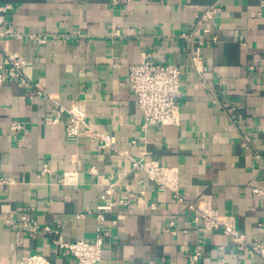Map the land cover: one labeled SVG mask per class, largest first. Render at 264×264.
Listing matches in <instances>:
<instances>
[{
	"label": "crops",
	"instance_id": "obj_1",
	"mask_svg": "<svg viewBox=\"0 0 264 264\" xmlns=\"http://www.w3.org/2000/svg\"><path fill=\"white\" fill-rule=\"evenodd\" d=\"M216 1L222 6L214 18L218 40L203 47L205 66L194 70L189 41L181 34L192 33L195 15ZM2 3L13 5L15 28L48 36L43 44L8 41L25 58L30 81L64 107L83 100L86 120L96 129L132 154L146 152L178 167L180 189L189 199L210 194L213 206L234 215L249 239L264 237V192L252 191H264V167L253 156L257 152L264 161V0ZM146 49L156 61L180 66L182 95L179 124L144 134L128 74ZM53 108L49 97L19 81L6 80L0 88V176L14 179L0 185V264H19L37 253L52 264H78L69 253L55 251L51 234L30 237L20 227L18 214L26 209L42 225L58 223L69 240L92 241L101 233L105 244L97 264H264L260 256L235 249L222 232L199 230L192 211L171 192L157 190L125 157L95 147L85 136L68 138L64 116L47 123ZM15 120L25 123L19 133L9 129ZM45 164L50 171L42 173ZM63 172L76 173L74 183H64ZM110 174L118 176L119 186L102 198L105 185L98 178ZM120 199L129 202L118 204ZM7 209L15 213L11 226Z\"/></svg>",
	"mask_w": 264,
	"mask_h": 264
},
{
	"label": "built area",
	"instance_id": "obj_2",
	"mask_svg": "<svg viewBox=\"0 0 264 264\" xmlns=\"http://www.w3.org/2000/svg\"><path fill=\"white\" fill-rule=\"evenodd\" d=\"M113 4H118L121 0H111ZM222 6L217 1L209 4L204 10L195 15L192 33H182L181 37L189 41V65L194 70H202L205 66L203 47L206 44L214 43L218 40L215 32V15ZM13 9L11 3L0 4V26L3 28L0 39L4 44L0 45L2 59L0 60V88L6 80H16L20 83L35 88L36 94L49 97L54 103V114L46 120L47 123H58L61 117H65V135L68 138H78L85 136L99 149H109L117 155L123 156L131 164L133 169L141 170L146 177L151 180L157 190L169 191L172 197L182 202L185 207L194 213L193 222L195 226L204 232L219 231L229 237L235 249L243 251L249 255L260 256L264 260V237H254L249 239L246 233L241 230L236 223L234 215L219 212L212 202L210 194H203L197 201L189 199L180 189V173L176 166H169L159 162L157 159L149 158L146 152L138 155L130 153L126 148L119 146L109 133L96 129L86 120V111L83 100H74L70 107L61 105L56 97L51 96L39 83L30 81L23 72L26 63L25 58L8 45L10 38L33 39L38 43H45L47 35H36L22 32L14 27L10 21V13ZM119 35V31L113 32ZM128 83L130 89L137 97L138 107L142 113L141 130L147 133L150 129L164 125H178L180 122V98L182 95V75L179 65L172 62H159L154 59V51L146 49L141 51L136 63L129 66ZM12 133H19L25 129V123L19 120L12 121L9 125ZM132 140L131 143H135ZM256 161L261 162L259 153L253 155ZM42 173L50 171L49 166L43 165ZM89 172L98 175L97 167H91ZM74 172H63L64 183L72 184L75 179ZM110 174L107 177H99L98 183L105 185L101 195L112 194L117 187V178ZM14 183V179L8 176H0V185ZM257 196L263 194V189L255 186L252 189ZM142 194L143 191H140ZM129 201L120 199L118 204H127ZM152 208L154 204H151ZM111 205L102 206L109 209ZM7 214L5 222L8 226L13 224L12 218L15 213L10 209L4 210ZM19 225L30 237H38L43 234H51V243L55 251H65L75 258L78 264H97L101 260L104 238L101 233H97L92 241L83 238L69 240L64 237L60 230V225H42L32 217L26 209L19 214ZM257 229H263V223L257 224ZM175 233L174 231H172ZM197 260V255H190V263ZM19 264H52L43 254H31L23 256Z\"/></svg>",
	"mask_w": 264,
	"mask_h": 264
}]
</instances>
